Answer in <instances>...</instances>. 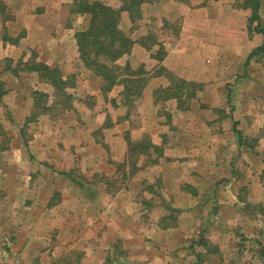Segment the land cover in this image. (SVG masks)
<instances>
[{
  "label": "rangeland",
  "instance_id": "rangeland-1",
  "mask_svg": "<svg viewBox=\"0 0 264 264\" xmlns=\"http://www.w3.org/2000/svg\"><path fill=\"white\" fill-rule=\"evenodd\" d=\"M101 1L115 7L120 3L119 0ZM216 1L217 4L206 1L204 8L196 7L199 4L189 0L144 4L139 26L132 31L134 37L151 32L165 49L172 48L171 66L178 67L179 72H193L198 76L207 67H217L218 72L212 70L200 81L193 80L200 82L201 88L189 101L188 109H176L174 100L170 99L155 102V89L167 85L168 81L163 76H152L142 95L135 99L129 118L113 127L97 129L94 120L76 118L71 121L63 115L29 124L21 137L17 127L11 124L16 128L12 129L16 135L10 138L0 125V142L9 145V152L0 155V187L5 188L6 194L5 203H0V264H147L148 257L158 253L155 243L169 240L172 247L178 240L177 234L165 239L155 226L162 213L170 212L165 209L162 198L173 193L165 191L163 181H174V177L194 182L220 178L207 166L195 165L196 154L183 148L200 147L197 138L182 132L183 125L196 130L206 117L213 115L218 118L247 116V96L252 95L256 100L253 108L257 111L262 109L259 105L264 98V55L246 60L247 52L261 44L263 36L249 32L247 9L238 8L234 0ZM262 13L264 16V2ZM200 18L204 22L203 31L196 27V20ZM74 20L77 26L86 22L81 16ZM129 25L123 13L122 28L127 30ZM182 28L185 37L180 35ZM247 35L253 36L247 38ZM155 49L157 46L151 51ZM149 53L129 56L126 60L133 67L143 63L145 69L152 72L161 62L151 58ZM169 70L182 78L174 69ZM248 91L252 94H247ZM93 102V98L88 97L83 104L88 116H95L100 110V118L106 113L113 122L126 111L124 105L113 106L110 101L106 107L97 103L95 109H90ZM0 118H5L2 110ZM232 118L236 128L237 122ZM125 133L132 139L146 134L151 140L164 143L165 149L157 163L148 164L132 177L122 179L123 171L117 163L125 157ZM198 140L204 149L211 146L204 137ZM230 140H223L219 148L228 150ZM210 157L204 159L206 165L212 161ZM138 163H144V159L140 158ZM193 170H198L199 175L191 174ZM219 181H226L225 176ZM244 182L245 177L240 175L234 187L238 198L244 196L245 200L239 199L236 204L238 216L232 226L233 233L220 235L211 228L206 233L209 238L213 233L222 237L221 253L211 238L204 237L211 245L208 248L198 239V247L204 250L197 259L201 264H211L212 259L228 260L231 264H264V214L258 207L247 206V203H255L247 201V193L240 189L238 183L244 185ZM150 184L154 191L149 188ZM117 187L120 188L112 193ZM173 198L176 199L172 197L171 204ZM50 202L54 204L49 205ZM181 248L168 253L171 264L196 259L185 243H181Z\"/></svg>",
  "mask_w": 264,
  "mask_h": 264
},
{
  "label": "crops",
  "instance_id": "crops-1",
  "mask_svg": "<svg viewBox=\"0 0 264 264\" xmlns=\"http://www.w3.org/2000/svg\"><path fill=\"white\" fill-rule=\"evenodd\" d=\"M0 1L5 4L10 14L8 18H3L0 14V110H2L5 116L4 119L0 118V125L2 124L4 128L3 133H6L8 137L11 138L12 135H16V131L14 130L13 133L12 129H16L14 127H17L18 135L21 137V129L23 128L25 130L26 127L28 128L29 124L38 123L39 121H51L53 119L49 115L43 114L38 116L35 121L26 123V118L30 114L33 101L32 91L41 90L49 94L52 92L51 86L39 80L36 72L24 69V63L32 59L57 66L64 77L71 74L75 76L74 86L68 89L74 96L73 108L64 113L66 119L72 121L76 118H81L84 121L88 120V122L94 120L97 129H106V127H102V124L107 114L104 113L103 117L100 118V114L98 115L99 110L96 111L95 116L90 114L88 116L83 110V104L88 97L94 100L90 109L93 107L95 109L97 103H102L104 104L103 107H106L108 105L107 103L109 101L111 103L112 99H115V102L118 104V93L121 86H115L104 98L99 89V79L80 62L74 32L76 29L82 28L85 24L77 26L74 20L71 26L65 27L60 19L61 7L70 4L72 0ZM189 1H193L192 4L197 2L199 5H196V7L199 8H204V3L206 1H212V3L217 4L216 0ZM263 2L264 0H260L259 12L260 24L264 28V16L262 15ZM195 11L198 12V10ZM198 14H201V12ZM203 26V18L197 19V29L203 31ZM184 31L185 29L182 28L180 33L181 36L186 34ZM254 33L258 34L257 32ZM252 36L253 35H247V38ZM179 45H181V41ZM165 50L167 53L161 63L165 65L167 69H174L177 74L181 75L182 78L186 80L200 81L206 77L204 76L205 74L211 73L212 70L219 71L217 67L215 69L207 67L205 71H200V75L198 76H195L193 72H179L180 70H178V67L173 68V66H171L173 61L171 62L170 57L173 49L166 48ZM175 50H177V48ZM251 51L247 52L246 60ZM145 52L144 48L139 44H135L130 55L124 56L119 62L123 63V60H126L129 56H139ZM178 56L181 60L182 55L180 54ZM247 87L250 89L249 85H247ZM249 91L247 94L251 95L252 93ZM251 96H247V116L238 115L233 118L231 116H222L218 118L213 115L212 117H206L205 121L203 120V123H201L196 130L192 128L189 129L190 125H183L184 129L182 132L190 138H197V144L200 146L193 148L192 145H190V147L183 148L187 149L188 152L196 154L195 158L194 155L192 157L195 159V163H197L195 165H199L201 168L207 166V168L215 172L216 178H220L218 181H209L207 178L208 181L194 182L186 177L184 180L182 177H180V179L179 177H174V181H163L162 185L166 186L165 191L173 193V195L169 197L165 196L162 198L163 203L166 205H164L165 209H168L167 206L177 208L179 214L173 215L174 220L171 221L167 217L169 214L168 212L162 213L155 226L161 230L165 239H171L172 234H177L179 238L175 243H172V247H169V240H166L168 243H155L154 246L158 253H153L151 257H148L147 264H171L172 259L168 257V253L170 251L172 252V250H177V248L182 249L181 243H185L186 249L189 248L191 255L195 256L196 259H194L195 261L193 259L190 260L192 263L187 260H178L179 262L176 264H197V254H201L202 256L204 252L203 249L198 247L199 241L204 239V237L207 239L211 238L210 240L218 247L219 253H221L222 237L212 232L213 234L209 238V235L206 233L210 228L214 229V231H218L217 233L220 235L233 233L232 226L236 224L238 216V207L236 204L240 201L234 187L237 184V177L240 175L245 177L244 185L245 192L247 193V201L260 204L262 211H264V98L260 100L259 105L260 107L262 106V109L257 111L253 108L255 107L253 103L256 100ZM212 106H214V103H212ZM252 109H254V111H252ZM79 112L82 115H80ZM231 118L233 121L237 122L236 128L233 127ZM123 120L125 119H116V121L111 122L112 124L110 127H113L116 123ZM11 124H13L14 127L11 126ZM215 124L218 125L216 128L214 127ZM236 131H239L242 136V144L238 141V133ZM201 137H204L205 142H208V145L211 146L204 149V146L200 143L201 140H198V138ZM230 138L229 149H223L222 151L219 145L224 144L223 140ZM153 142L156 144L162 143L156 140ZM1 143L2 142H0V155L2 157V154L9 152V145L5 146ZM225 147H228L227 143H225ZM84 150L83 153H85L87 149L84 148ZM42 152L44 153V151ZM208 155L211 156L210 159L212 161L209 160L206 165L204 159H206ZM41 158L44 160L46 156H41ZM182 160H186V158ZM0 167H2L1 163ZM197 171L193 170L191 174L197 176L199 175ZM199 172L203 174L202 171ZM224 176L226 181H219L221 177L224 180ZM172 197L176 198L175 200L173 198V204L169 202L172 200ZM5 198V188L0 187V203H5ZM162 217L167 218L162 220ZM188 241L189 244L187 245ZM226 262L227 264H231L228 263V260H224L223 262H221L220 259L218 261L211 260V264H226ZM198 264L201 263L199 262ZM204 264L207 263L205 262Z\"/></svg>",
  "mask_w": 264,
  "mask_h": 264
},
{
  "label": "trees",
  "instance_id": "trees-1",
  "mask_svg": "<svg viewBox=\"0 0 264 264\" xmlns=\"http://www.w3.org/2000/svg\"><path fill=\"white\" fill-rule=\"evenodd\" d=\"M158 1L160 0H119V5L115 7L101 0H72L70 4L61 7L60 19L65 27L71 26L77 16L86 19L85 25L74 32L78 58L82 65L99 79V89L104 98L115 86H121L118 93L119 104L124 105L126 110L124 116L121 117L122 119L129 118L135 107V99L142 95L149 77L163 76L168 81L167 85L155 89L154 101L158 103L169 99L174 100L175 108L179 110L188 109L189 101L196 97L201 88L200 82L181 78L161 63L157 65V69L149 72L143 63L133 67L127 60L123 63L119 62L124 56L130 55L135 44H139L145 51L150 52L149 56L157 62H161L166 55L163 43L151 32L138 37L132 35V31L138 28L139 21L143 17V5ZM234 2L238 8L249 10L247 18L249 32L261 33L263 36V42L249 53L247 61L254 56H259V54L264 55V28L260 24V0H234ZM123 13L126 14L130 24L127 30L121 26ZM0 14L3 18L10 16L2 1H0ZM153 46H157L154 52L151 51ZM24 64L25 70L36 72L38 79L49 84L52 88L50 94L41 90L32 91L33 101L26 123L35 121L38 116L43 114H47L51 118L63 116L67 110L73 108L74 96L68 89L75 84L74 75L64 77L57 66L34 59ZM111 103L113 106L117 105L115 99H112ZM121 118L118 120H122ZM111 124L110 118L106 115L102 127H109ZM20 132L23 134L24 129L22 128ZM236 132L238 133V141L242 144V136L239 131ZM124 139L126 142L125 157L122 162L117 163L123 171L122 179L132 177L148 164L157 163L159 158L163 156L164 143L156 144L146 134L138 139H132L128 133H125ZM140 158L144 159V163H138ZM72 180L83 187L78 180L74 178ZM238 185L244 193L245 185L241 183ZM119 188L112 189V193ZM149 188L153 190L152 185H149ZM242 197L239 199L243 202L245 198ZM53 204L50 202L49 205ZM247 206H252L254 209L258 207L260 208L259 211L264 214L260 204L250 205L247 203ZM167 208L170 211L167 217L173 221V215L177 214L179 210L171 206H167ZM167 217H162V220ZM200 243L206 248L211 247L206 239H201ZM260 249L262 251V246ZM200 258L201 254H197V259Z\"/></svg>",
  "mask_w": 264,
  "mask_h": 264
}]
</instances>
